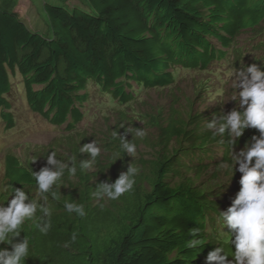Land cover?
<instances>
[{
    "label": "trees",
    "instance_id": "obj_1",
    "mask_svg": "<svg viewBox=\"0 0 264 264\" xmlns=\"http://www.w3.org/2000/svg\"><path fill=\"white\" fill-rule=\"evenodd\" d=\"M25 1L42 5L46 34L18 12ZM60 1L0 0L2 121L14 125L4 95L17 77L32 112L65 124L63 137L41 153L42 163L3 157L0 205L13 188H23L50 213L38 211L22 227L19 239L30 242L23 264H205L217 246L231 254L219 211L235 198L241 174L221 167L232 161V147L207 123L236 107L237 90L202 98L208 84L202 75L252 64L264 71V0H73L70 9L71 0ZM174 69L193 72L192 95L176 85L167 107L148 102L149 91L174 84ZM95 108L103 109L98 123L80 132L79 123ZM136 128L145 135L136 136ZM113 131L130 133L134 156ZM253 134L246 130L235 151ZM93 140L101 153L81 169L80 160L91 157L80 147ZM51 152L77 172L66 170L42 195L32 171L44 168ZM129 163L137 169L132 190L117 200L98 195V185L114 183ZM66 203L83 205L86 214L69 212ZM45 222L50 227L42 234L36 225ZM193 234L203 241L197 248L188 247Z\"/></svg>",
    "mask_w": 264,
    "mask_h": 264
},
{
    "label": "clouds",
    "instance_id": "obj_2",
    "mask_svg": "<svg viewBox=\"0 0 264 264\" xmlns=\"http://www.w3.org/2000/svg\"><path fill=\"white\" fill-rule=\"evenodd\" d=\"M256 54L257 52L253 51L248 58ZM174 73L176 74V79L172 86L148 92V97H146L148 100L151 98L152 92H163V94L168 92V103L166 105H156L157 107L165 108L169 105L170 98L173 96V92H176V85L182 73L193 74L191 71L178 69H174ZM202 77L208 83L204 86L202 98L215 100L228 89L234 90L236 88L237 90L236 98L232 100L235 101L236 107L227 112V114L223 112L219 116L212 115L207 123V128L213 130L214 135L226 136L227 143L232 147V161L222 162L221 167L230 170L234 175L236 172L241 174L238 182L240 187L235 194V198L231 200L230 206L227 207L226 211H219L221 234H226L230 237L228 242L232 249L231 254L227 253L224 247L217 246L208 253L205 264H264V71L261 70L259 65L252 64L250 66H240L236 70L230 68H212V70L202 75ZM14 84L13 86H15ZM190 85H192V81ZM12 87L4 95L9 101V112L12 114L14 120V125L11 128L15 126V114L12 113L11 101L8 98ZM22 98L28 110L32 112L27 104L24 92H22ZM237 100L238 103L236 102ZM148 102L153 103L152 101ZM204 107L203 105H197V109L201 111L205 110ZM32 113L38 115L35 112ZM42 119L57 128H65V124L56 126L46 119ZM84 120L85 118L83 122ZM0 121L4 124L1 114ZM79 124L82 127V124ZM81 127L79 128L80 132ZM11 128H6V130ZM82 128V130H86V127ZM249 129L256 130L258 134H253L250 139L245 141L243 147L236 152V147L233 146L235 141H240L245 131ZM128 134L130 133L124 132L123 135H120L118 132L113 131V135L120 140L121 149L127 156L132 157L136 152V145L126 139ZM135 135L143 137L145 132L141 128H136ZM52 145L43 148L41 151L39 150L37 156L33 159L25 158V160L37 159L39 161L38 155L44 160V153H41L48 150L49 147H53ZM6 152L10 153L9 151ZM80 152L87 153L91 157V160H80L79 162L81 169H88L92 160H95L100 155L101 148L93 140L81 146ZM126 167L127 171H122L114 183L109 180L99 184L97 194L106 196L111 200H117L126 192L132 190L135 184L137 169L132 166V163L127 164ZM66 170L69 174L75 175L77 167L70 162L58 160L56 153L51 152L46 159V166L39 172L32 171L38 192L42 195L50 193L53 186L64 175ZM2 186L3 177L1 180ZM65 208L69 212H75L81 217L86 214L83 205L66 203ZM38 211L46 216L50 215L49 209L40 205L37 200L30 198L23 188H13L12 195L7 200V203L0 205V245L9 246L0 247V264H23L26 261L29 256L30 242L26 236L22 239L19 238L26 221L33 219ZM36 226L42 234H47L50 227L47 222L43 223V225L41 223L37 224ZM224 229H228V232L226 233ZM72 239L74 241L75 236ZM202 243L203 241L195 238V234H193V238L188 241V247L197 248Z\"/></svg>",
    "mask_w": 264,
    "mask_h": 264
},
{
    "label": "rangeland",
    "instance_id": "obj_3",
    "mask_svg": "<svg viewBox=\"0 0 264 264\" xmlns=\"http://www.w3.org/2000/svg\"><path fill=\"white\" fill-rule=\"evenodd\" d=\"M43 3L48 2L53 5H59L62 2L60 0H41ZM71 0L68 2L67 8L70 9ZM80 0H75V3ZM20 15H24L25 22L28 26L38 31L39 33L46 34L47 27L44 23L42 5L32 8L28 3L22 2L17 7ZM192 76L190 74L182 73L178 79L177 85L181 88V92L186 95H191L193 86L191 84ZM221 78V77H220ZM15 86L12 87L11 92L8 95L10 98L12 113L15 114V126L9 130H6L5 125L0 121V190L1 180L3 177V157L4 154L9 151L20 157L22 160L25 158L33 159L37 156L38 151L43 148L51 146L54 142L57 143V139L63 137L62 129L50 125L38 115L30 112L22 98V92L20 82L18 78L14 79ZM149 101H152L155 105H166L168 103V92H152ZM222 96V95H221ZM103 109H94V113L90 112L86 115L82 127L90 128L94 122L98 123ZM13 114V115H14ZM81 127V130L83 129ZM45 150V149H44ZM39 161L42 163L43 159L39 156Z\"/></svg>",
    "mask_w": 264,
    "mask_h": 264
}]
</instances>
